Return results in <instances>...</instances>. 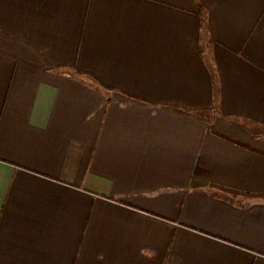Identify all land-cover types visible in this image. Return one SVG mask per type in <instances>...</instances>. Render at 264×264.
<instances>
[{
    "label": "crops",
    "instance_id": "0c3cea01",
    "mask_svg": "<svg viewBox=\"0 0 264 264\" xmlns=\"http://www.w3.org/2000/svg\"><path fill=\"white\" fill-rule=\"evenodd\" d=\"M0 264H264V0H0Z\"/></svg>",
    "mask_w": 264,
    "mask_h": 264
}]
</instances>
